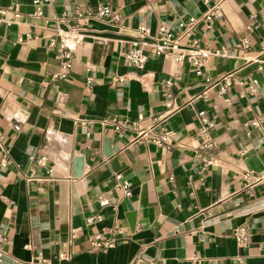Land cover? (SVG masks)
I'll return each mask as SVG.
<instances>
[{
  "label": "crops",
  "instance_id": "crops-1",
  "mask_svg": "<svg viewBox=\"0 0 264 264\" xmlns=\"http://www.w3.org/2000/svg\"><path fill=\"white\" fill-rule=\"evenodd\" d=\"M214 1L0 0V264H264V0H223L221 18L196 25L212 51L200 72L149 45L141 66L124 56L141 27L149 42L161 25L180 36ZM98 4L123 23H89L64 68L57 29ZM229 73L226 92H205ZM153 126L169 146L141 136Z\"/></svg>",
  "mask_w": 264,
  "mask_h": 264
},
{
  "label": "built area",
  "instance_id": "built-area-1",
  "mask_svg": "<svg viewBox=\"0 0 264 264\" xmlns=\"http://www.w3.org/2000/svg\"><path fill=\"white\" fill-rule=\"evenodd\" d=\"M222 1L223 0H215L214 3L209 5L208 8L200 15L190 16L187 20L181 21L180 25L183 28V32L180 36H175L165 25H161L157 31L155 41L149 42L147 38L151 36V31L146 27H141L139 29L138 36L131 41L129 49L125 52V60L134 66L143 65L148 58V55L145 52V47L149 45L154 49V53L156 55L170 56L179 63H189L191 67L197 72L202 71L206 61L212 54V51L210 48L202 46L200 41L193 37V31L200 21H204L210 25L214 20L222 17ZM13 12L15 16L13 21H16L20 16L16 6L13 7ZM3 13H5V9L0 7V14ZM38 13L40 14L41 11H38ZM13 21L7 22L11 23ZM103 21H120L123 23V19L119 13L114 12L108 5L98 4L90 7L87 10L77 11L75 15V21L71 25H69L66 29H57V36L52 41V44L56 42V39L58 40L59 48L56 52V57L59 59L60 64L64 68L70 67L74 51L84 42L87 36L88 24L92 22ZM183 35L191 37V41L188 44L181 43V37ZM243 44L247 46V41H244ZM233 79L232 73L222 75L216 79L208 78V87L205 92H207L211 87L215 86L218 87L219 93H224L232 84ZM200 114L202 116V124L199 127V134L201 137L200 149L202 152L199 153V156L203 157L205 161L209 163V159L204 156L203 152L214 147L215 139L211 134V125L208 123L207 118L204 116L203 112ZM251 124L253 126L259 125L260 120H252ZM116 128L119 129L120 125H116ZM140 134L146 140L153 143L165 144L168 146L171 144L172 131L165 127L153 126L147 129H141ZM0 149L4 152L2 164L5 165L7 150L3 146V136L1 134ZM45 161L46 157L36 159V162L42 165L45 164ZM49 174L52 175V169L49 170ZM245 176L247 178H253V181L249 184V187H252L256 182L262 180L261 178L252 176L250 173H246ZM127 194H129V191ZM94 221L95 217L88 218V223H94ZM234 235L241 243H245L248 240L246 229L243 226L237 227L234 230ZM92 245L95 248H110L114 246V241L103 240L100 236H97L92 241ZM1 256L2 253L0 252V258ZM198 263L199 261L197 259H190V261L186 264Z\"/></svg>",
  "mask_w": 264,
  "mask_h": 264
},
{
  "label": "water",
  "instance_id": "water-1",
  "mask_svg": "<svg viewBox=\"0 0 264 264\" xmlns=\"http://www.w3.org/2000/svg\"><path fill=\"white\" fill-rule=\"evenodd\" d=\"M126 206L130 208V205L128 202H126ZM134 215V213H132Z\"/></svg>",
  "mask_w": 264,
  "mask_h": 264
}]
</instances>
